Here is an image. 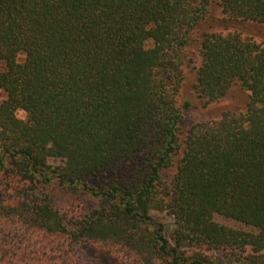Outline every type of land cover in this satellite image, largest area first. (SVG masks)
<instances>
[{"label":"trees","instance_id":"trees-1","mask_svg":"<svg viewBox=\"0 0 264 264\" xmlns=\"http://www.w3.org/2000/svg\"><path fill=\"white\" fill-rule=\"evenodd\" d=\"M209 20L264 0H0V264H264V44ZM194 42L199 103L248 99L185 127Z\"/></svg>","mask_w":264,"mask_h":264},{"label":"rangeland","instance_id":"rangeland-1","mask_svg":"<svg viewBox=\"0 0 264 264\" xmlns=\"http://www.w3.org/2000/svg\"><path fill=\"white\" fill-rule=\"evenodd\" d=\"M217 15L221 16L220 12L217 11ZM210 23L213 24V28L216 31L227 32L228 30L231 31H238L243 36H251L256 41L261 42L264 44V24L257 23V22H229L223 23L220 20H217V23L208 21V23H203L200 25L199 29L195 32V35L200 34L203 30L210 28ZM188 52L190 56L193 58L190 64L184 66L185 70V78L181 87L180 91V101L184 99H188L191 101V107L188 110V118L184 121L185 127L189 126L190 124L217 118L220 112L224 109H241L244 107L247 99H248V92L244 89H240L237 86H234L227 96L223 99L213 102L206 107H203L202 104L199 103L198 98L196 97V93L192 88V82L194 80L195 69L193 66H198L200 59L198 57V50H197V43L194 42L192 45L188 47ZM5 97V93L0 89V101ZM16 114L20 118H25L26 113L22 109H18ZM49 163L51 164H58L59 160L57 159H49ZM173 171V168H172ZM152 214L156 215L159 219H161L165 224V235L171 238L172 231L174 229V218L172 215L168 214L166 211H156L153 210ZM215 220L224 223L239 229L248 230L250 229L249 226L235 221L231 218L216 214L214 216ZM89 254L96 256L97 250L90 249ZM100 256H104L98 254ZM103 260L107 262V264H113L111 260L103 257ZM235 264V263H234Z\"/></svg>","mask_w":264,"mask_h":264}]
</instances>
